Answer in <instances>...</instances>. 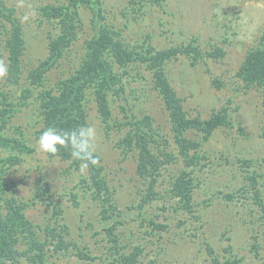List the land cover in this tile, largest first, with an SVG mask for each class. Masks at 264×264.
Listing matches in <instances>:
<instances>
[{
    "label": "rangeland",
    "instance_id": "obj_1",
    "mask_svg": "<svg viewBox=\"0 0 264 264\" xmlns=\"http://www.w3.org/2000/svg\"><path fill=\"white\" fill-rule=\"evenodd\" d=\"M58 1L5 0V6L14 8L20 21L28 6L38 11V17L30 24L22 23L26 40L22 84L0 80V90L12 92L15 104L4 132L24 138L33 149L19 152L21 161L8 168L7 193L26 204V213L42 239L48 238V226H56L68 242L66 248L48 249L47 264H116L122 254L132 253L138 245L142 247L139 264H214L210 247L222 260L239 258L242 264H264V208L258 201L264 203V92L246 88L237 74L246 53L264 33V0L96 3L104 15L97 20L118 29L125 45L140 55V60L128 67L115 65L121 80L107 89L112 109L110 128L99 112L94 93L85 103L89 124L97 129V153L102 157L99 164L110 188L109 193L101 194L89 179L88 169L81 172L71 160L51 158L38 150L36 130L43 119L41 93H59V81L82 61L87 52L84 40L95 33V13L83 6L78 36L69 50L46 71L41 83L31 81V71L48 59L49 43L60 33L57 23L44 18L42 7ZM3 12L9 9L0 11V57L8 63L4 25H11ZM190 42L204 53L215 47L226 53L203 58L194 53L167 60L165 69L172 85L191 117L209 118L225 108L231 122L209 137L195 130L188 132L200 144L190 151L198 154L189 166L176 143L171 115L155 88L150 62L144 57L150 47L158 50ZM25 87L32 93L18 107ZM148 114L160 142L154 143V152L164 160L167 155L173 158L165 160L160 169L154 198L144 202L149 179L138 174V150L129 148L124 139L134 130L129 121ZM12 152L0 147L1 157ZM184 169L193 179L190 209L184 208L172 190ZM253 171L258 175L260 198L249 180ZM56 207L62 209L59 214ZM105 209L109 214L103 213ZM113 226L118 242L108 232ZM24 247L19 244L21 250ZM21 261L36 264L27 256Z\"/></svg>",
    "mask_w": 264,
    "mask_h": 264
},
{
    "label": "trees",
    "instance_id": "obj_2",
    "mask_svg": "<svg viewBox=\"0 0 264 264\" xmlns=\"http://www.w3.org/2000/svg\"><path fill=\"white\" fill-rule=\"evenodd\" d=\"M97 2L100 3L99 0H59L57 3H49L42 7L44 18L57 23L60 33L49 43L50 56L48 59L31 71L30 77L33 82L41 83L46 71L63 57V53L69 50L77 38L81 26L80 9L83 6L90 7L95 13L92 17L95 33L84 40L87 50L85 57L78 65L71 67L67 77L59 81V93H55L53 90L41 93L43 119L41 128L36 130L37 138L51 125L72 129L85 123L89 124L85 103L86 100H89L91 93L95 94V100L104 122L107 127H111L112 109L107 89L112 86V83L121 80L115 71V65L128 67L132 62L140 60V55L125 45L118 29L97 20L98 16L104 17L103 9L96 5ZM5 4V0H0V11L5 8L9 9V12H3V18L8 19L11 25L10 28L4 25L8 34L6 49L9 57L7 63L9 72L6 78L9 84L20 86L23 75L22 56L26 50L24 27L15 15V9L7 7ZM194 53L202 58L205 55L220 57L226 51L221 47H215V49L207 50L204 53L199 45L190 42L158 50L150 47V52L144 57L150 62V68L154 72L155 88L161 93L165 107L171 115L176 143L189 166L196 162L198 154L196 152L191 154L190 151L197 149L200 144L188 136V132L195 130L204 133L205 137H209L218 127L231 122L228 109L225 108L213 113L209 118L191 117L185 109L184 99L172 85L165 69L166 61L179 55L191 56ZM237 74L241 77L246 88L255 87L264 92V33L258 44L246 53ZM24 89V97L22 94L20 95L22 103H18V107L26 103V97L32 93L29 87ZM12 94V92L0 90V147L13 150L7 157L0 156V264H22V256H27L31 262L36 264H47L48 249L53 246L56 250L66 248L68 242L63 233H58L59 229L56 226H48L46 229L48 238L42 239L38 234L37 225L30 220L26 213V204L15 194L7 193L9 188L6 179L8 168L21 161L19 152L33 151L24 138L21 139L19 136L4 132L12 114L15 113ZM129 123L133 125L134 130L129 132L124 140L129 148L138 150V174L144 180L149 179V193L144 200V202H149L156 194V181L161 172L160 169L173 156L167 155L165 161L154 152V143L160 142H157L155 138L158 131L155 129L151 115L131 119ZM49 156L71 160L75 166L80 168L81 162L73 159L67 149H61L58 154H49ZM97 159L96 165L89 164V179L99 194L101 192L109 193L110 188L103 176V167L99 164L102 157L98 153ZM190 175V171L184 169L175 178L172 189L173 194L180 197L186 209H190L192 206L193 179ZM249 180L255 189L256 196L260 198L261 191L256 171L252 172ZM258 201L264 208L261 199ZM61 211L62 209L56 207L55 213L59 214ZM103 213L109 214L108 209H105ZM108 232L111 234V238L118 242V238L114 234V226L109 227ZM19 244L25 246L23 250L19 248ZM141 252L142 247L138 245L132 253L122 254L116 264H139L138 257ZM210 252L214 256V264H242V260L239 258L222 260L219 255H215L214 247H210ZM81 256L84 258L88 255L81 254Z\"/></svg>",
    "mask_w": 264,
    "mask_h": 264
},
{
    "label": "clouds",
    "instance_id": "obj_3",
    "mask_svg": "<svg viewBox=\"0 0 264 264\" xmlns=\"http://www.w3.org/2000/svg\"><path fill=\"white\" fill-rule=\"evenodd\" d=\"M38 17V11L28 6L21 16V23H32ZM9 72L6 61L0 59V80ZM98 133L94 125L85 123L72 129H64L55 125L47 127L38 138V150L56 155L61 149H67L76 161H80L81 172H85L89 164L96 165Z\"/></svg>",
    "mask_w": 264,
    "mask_h": 264
}]
</instances>
